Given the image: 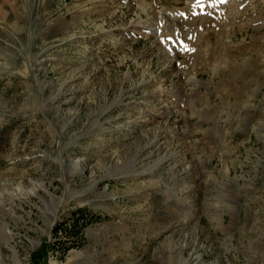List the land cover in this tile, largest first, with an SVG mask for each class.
I'll return each instance as SVG.
<instances>
[{"label":"rangeland","instance_id":"374dc122","mask_svg":"<svg viewBox=\"0 0 264 264\" xmlns=\"http://www.w3.org/2000/svg\"><path fill=\"white\" fill-rule=\"evenodd\" d=\"M0 264H264V0H0Z\"/></svg>","mask_w":264,"mask_h":264},{"label":"trees","instance_id":"16d2710c","mask_svg":"<svg viewBox=\"0 0 264 264\" xmlns=\"http://www.w3.org/2000/svg\"><path fill=\"white\" fill-rule=\"evenodd\" d=\"M73 225L75 226V223H73Z\"/></svg>","mask_w":264,"mask_h":264},{"label":"snow or ice","instance_id":"6c2138e0","mask_svg":"<svg viewBox=\"0 0 264 264\" xmlns=\"http://www.w3.org/2000/svg\"><path fill=\"white\" fill-rule=\"evenodd\" d=\"M224 2H226V0H224Z\"/></svg>","mask_w":264,"mask_h":264}]
</instances>
